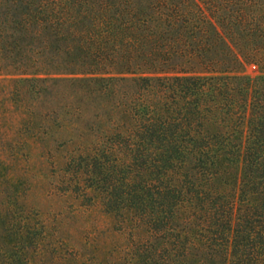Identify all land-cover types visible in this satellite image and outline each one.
I'll use <instances>...</instances> for the list:
<instances>
[{"label":"trees","instance_id":"16d2710c","mask_svg":"<svg viewBox=\"0 0 264 264\" xmlns=\"http://www.w3.org/2000/svg\"><path fill=\"white\" fill-rule=\"evenodd\" d=\"M202 2L0 0V264H91L46 237L17 155L47 133V82L113 94L130 73L102 138L134 168L100 172L77 208L133 230L135 264H264V73L240 72L264 64V0Z\"/></svg>","mask_w":264,"mask_h":264},{"label":"rangeland","instance_id":"374dc122","mask_svg":"<svg viewBox=\"0 0 264 264\" xmlns=\"http://www.w3.org/2000/svg\"><path fill=\"white\" fill-rule=\"evenodd\" d=\"M193 1L206 11L202 2L205 0ZM240 72L254 77L264 73V64L244 62ZM126 75L131 77L135 73ZM129 77L111 86L113 94L72 87L66 80L47 82L40 93H32L34 110L43 112L54 107V113H47L36 122L43 123L47 133L37 141L28 137L17 155L19 191L23 202L46 224V237L51 242L57 240L62 247L78 250L91 264H102L105 259L115 264L125 245L131 242L134 247L133 230L130 234L127 229V232L117 231V222H113L115 231L106 229L101 216L77 208L78 203L91 201L93 193L83 187L101 183L97 179L100 172L112 174L115 170L134 168L132 154L122 142L106 143L102 138L112 103L122 101L123 95L134 89ZM58 123L62 126L58 127ZM4 156L5 153L1 157ZM7 165L3 161L5 171ZM132 246L125 248L128 264H135L136 260Z\"/></svg>","mask_w":264,"mask_h":264}]
</instances>
